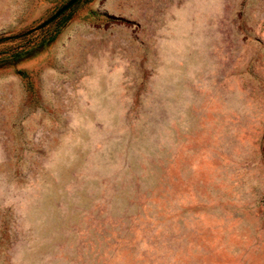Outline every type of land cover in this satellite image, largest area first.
<instances>
[{"label":"rangeland","instance_id":"374dc122","mask_svg":"<svg viewBox=\"0 0 264 264\" xmlns=\"http://www.w3.org/2000/svg\"><path fill=\"white\" fill-rule=\"evenodd\" d=\"M66 1L0 0V264H264V0Z\"/></svg>","mask_w":264,"mask_h":264},{"label":"water","instance_id":"95a60500","mask_svg":"<svg viewBox=\"0 0 264 264\" xmlns=\"http://www.w3.org/2000/svg\"><path fill=\"white\" fill-rule=\"evenodd\" d=\"M76 1L77 0H67L57 10H55L50 16H48L46 19H44L43 21H41L40 23H38L33 28H30L27 31H25V33H29V32H31L33 30L40 29V28L44 27L45 25H47L48 23L52 22L54 19H56L60 14H62L66 9H68Z\"/></svg>","mask_w":264,"mask_h":264}]
</instances>
